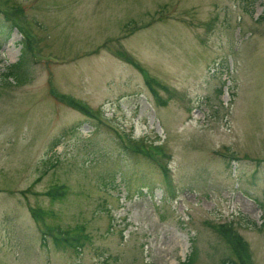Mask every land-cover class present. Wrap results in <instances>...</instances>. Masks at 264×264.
Masks as SVG:
<instances>
[{
    "label": "rangeland",
    "instance_id": "1",
    "mask_svg": "<svg viewBox=\"0 0 264 264\" xmlns=\"http://www.w3.org/2000/svg\"><path fill=\"white\" fill-rule=\"evenodd\" d=\"M237 254L264 264V0H0V264Z\"/></svg>",
    "mask_w": 264,
    "mask_h": 264
},
{
    "label": "trees",
    "instance_id": "2",
    "mask_svg": "<svg viewBox=\"0 0 264 264\" xmlns=\"http://www.w3.org/2000/svg\"><path fill=\"white\" fill-rule=\"evenodd\" d=\"M261 19H263V16L261 17ZM6 20V19H5ZM7 21V24H8V22H10V20L9 19H7L6 20ZM9 26H7L8 28H9V30H8V32H9V34H12V32L14 31V26H13V24H8ZM31 45L28 43V41L26 42V43H24V48H25V53L27 54L29 51H31ZM24 58V57H23ZM126 60L128 61V59L126 58ZM8 78H12V74L11 75H9L8 76ZM82 107V106H81ZM88 112V111H87ZM89 113V112H88ZM123 147V146H122ZM124 148V147H123ZM165 170H166V168H165ZM215 230H217L219 233H221V234H225V232H226V229H225V225L224 224H221L220 225V227H217L216 225H213L212 226ZM228 228V227H227ZM54 242H55V245H56V247H58V248H65L66 246H64V245H62L61 243V240L60 239H57V238H55L54 239ZM68 243H71L70 244V246H72V247H75V245L74 244H72V243H74V242H68ZM78 248V247H77ZM237 253H239V251L237 250ZM237 256L240 258V263H238V264H244V262H242V258L239 256V254H237ZM223 263L224 264H228V262H226V260H223ZM230 264H237V263H235L234 261H232Z\"/></svg>",
    "mask_w": 264,
    "mask_h": 264
}]
</instances>
